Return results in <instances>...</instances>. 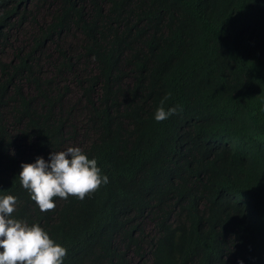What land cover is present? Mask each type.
Segmentation results:
<instances>
[{
	"label": "trees",
	"instance_id": "1",
	"mask_svg": "<svg viewBox=\"0 0 264 264\" xmlns=\"http://www.w3.org/2000/svg\"><path fill=\"white\" fill-rule=\"evenodd\" d=\"M72 146L108 182L41 212L21 163ZM8 194L63 264H264V0H0Z\"/></svg>",
	"mask_w": 264,
	"mask_h": 264
},
{
	"label": "clouds",
	"instance_id": "2",
	"mask_svg": "<svg viewBox=\"0 0 264 264\" xmlns=\"http://www.w3.org/2000/svg\"><path fill=\"white\" fill-rule=\"evenodd\" d=\"M169 97L166 95L155 110L157 122L177 113L176 107L165 109ZM18 176L41 212L55 209L54 197L83 200L108 182L96 158L89 159L78 146L52 151L47 160L38 156L33 163H21ZM17 203L11 194L0 196V264H63L67 249L38 224L13 218Z\"/></svg>",
	"mask_w": 264,
	"mask_h": 264
},
{
	"label": "rangeland",
	"instance_id": "3",
	"mask_svg": "<svg viewBox=\"0 0 264 264\" xmlns=\"http://www.w3.org/2000/svg\"><path fill=\"white\" fill-rule=\"evenodd\" d=\"M34 16H35V19H37L39 21H41V20L44 21L45 20V17L47 16V12H46L45 7H42L41 9H39L36 12L34 11ZM27 28H29V27H27ZM28 32H29L28 29L27 30H24V28H22V27H21V30L17 29V32L14 33V35L12 37H14V38L17 37L18 39H15V40L14 39H11L10 40V44L13 45L14 47L21 45L22 44L21 42H23V40H26V37H27V33ZM71 38L72 37H70V36L62 37L60 39V42L61 43H66V44H71L72 41H73ZM48 50H50V49H48ZM10 56H11V50H7L6 53H5L4 58L8 60L10 58ZM41 64L42 65H46L47 64V61L42 58V63ZM45 68L48 69V66H45ZM68 78H69V76H66V79H68ZM68 87L70 88V93H69L68 96H69V98L73 99V96L75 95V92H76V90H75V88L73 86V83L70 82L68 84ZM145 225H146V228L147 229H150L151 228V223L150 222L147 221L145 223Z\"/></svg>",
	"mask_w": 264,
	"mask_h": 264
}]
</instances>
